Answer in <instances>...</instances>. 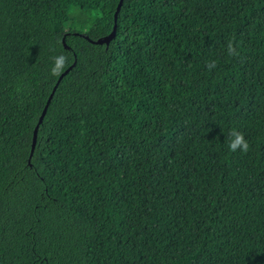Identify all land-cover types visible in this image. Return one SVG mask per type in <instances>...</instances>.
<instances>
[{
    "label": "trees",
    "instance_id": "16d2710c",
    "mask_svg": "<svg viewBox=\"0 0 264 264\" xmlns=\"http://www.w3.org/2000/svg\"><path fill=\"white\" fill-rule=\"evenodd\" d=\"M119 3L0 0V264H264V0Z\"/></svg>",
    "mask_w": 264,
    "mask_h": 264
},
{
    "label": "clouds",
    "instance_id": "9594fccd",
    "mask_svg": "<svg viewBox=\"0 0 264 264\" xmlns=\"http://www.w3.org/2000/svg\"><path fill=\"white\" fill-rule=\"evenodd\" d=\"M227 49V55L229 57H238L240 55V52L237 50V46H234V43L232 40H229L226 44ZM53 66L50 69V73L52 76H59L64 68L66 67L68 63V57L60 54L57 56H54L53 58ZM209 70L214 69L216 65V61L212 60L210 62H207L205 65ZM228 149L229 151L235 153L238 150L243 153H248L250 150V144L245 139L244 134L235 128L231 129L228 134Z\"/></svg>",
    "mask_w": 264,
    "mask_h": 264
},
{
    "label": "water",
    "instance_id": "95a60500",
    "mask_svg": "<svg viewBox=\"0 0 264 264\" xmlns=\"http://www.w3.org/2000/svg\"><path fill=\"white\" fill-rule=\"evenodd\" d=\"M124 3V0H120V3L117 7V10H116V13H115V26H114V29H113V32L105 37V38H102V39H99V40H96V41H93V40H90L91 43H94V44H97V45H104L106 44L107 46L111 43V41L115 38V35H116V29H117V19H118V15L120 13V10L122 8V5ZM65 44V43H64ZM66 47V45H65ZM75 66V63L73 64V66H71L70 68H68L59 78L58 82L56 83V85L54 86L53 90H52V93L47 101V104L42 112V115L40 116V119H39V122H38V125L36 126V129H35V132H34V137H33V144H32V151H31V157L33 156L34 154V151H35V148H36V143H37V135H38V129H39V126L41 125V123L43 122V119L44 117L46 116V113L48 111V108H49V105L54 97V94L60 84V82L63 80V78L73 69V67Z\"/></svg>",
    "mask_w": 264,
    "mask_h": 264
},
{
    "label": "rangeland",
    "instance_id": "374dc122",
    "mask_svg": "<svg viewBox=\"0 0 264 264\" xmlns=\"http://www.w3.org/2000/svg\"><path fill=\"white\" fill-rule=\"evenodd\" d=\"M94 20L92 18L89 19V23L92 24Z\"/></svg>",
    "mask_w": 264,
    "mask_h": 264
}]
</instances>
